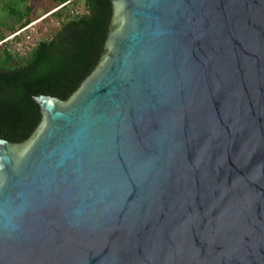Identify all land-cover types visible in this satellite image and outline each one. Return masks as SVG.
I'll list each match as a JSON object with an SVG mask.
<instances>
[{
  "label": "water",
  "instance_id": "water-1",
  "mask_svg": "<svg viewBox=\"0 0 264 264\" xmlns=\"http://www.w3.org/2000/svg\"><path fill=\"white\" fill-rule=\"evenodd\" d=\"M104 53L0 138V264H264V0H111Z\"/></svg>",
  "mask_w": 264,
  "mask_h": 264
},
{
  "label": "trees",
  "instance_id": "trees-1",
  "mask_svg": "<svg viewBox=\"0 0 264 264\" xmlns=\"http://www.w3.org/2000/svg\"><path fill=\"white\" fill-rule=\"evenodd\" d=\"M12 1L0 0V24L9 30L28 22L33 9L25 0ZM81 2L85 13L64 22L54 37L41 41L27 57L16 56L7 48L0 51V138L27 139L42 119L34 96L67 99L97 66L105 51L112 1L72 0L73 5ZM58 14H66V9ZM4 34L0 32V41Z\"/></svg>",
  "mask_w": 264,
  "mask_h": 264
},
{
  "label": "built area",
  "instance_id": "built-area-1",
  "mask_svg": "<svg viewBox=\"0 0 264 264\" xmlns=\"http://www.w3.org/2000/svg\"><path fill=\"white\" fill-rule=\"evenodd\" d=\"M62 8H66V14L59 15L60 18L62 17V19H60V22L58 23L59 26L61 25V22L63 24L69 19H78L82 14L85 13V10H83L84 8L80 7L79 4L73 5L72 0L59 3L51 13L53 14L54 12H58ZM44 18H46V16L39 20H31L25 22L21 27L15 30L11 36L1 42L3 43L10 39H15V52L10 47L6 46L4 48H7L16 56L27 57L30 53L35 50V48L39 45L41 41L49 40L48 36L50 34V31L47 30V25H41L38 28L35 27L36 23L43 20Z\"/></svg>",
  "mask_w": 264,
  "mask_h": 264
},
{
  "label": "rangeland",
  "instance_id": "rangeland-1",
  "mask_svg": "<svg viewBox=\"0 0 264 264\" xmlns=\"http://www.w3.org/2000/svg\"><path fill=\"white\" fill-rule=\"evenodd\" d=\"M15 1H18V0H15ZM15 1H12L15 2ZM25 2H27V4L29 6H32L33 9H32V12L30 14V20H39L43 17L46 16V18H44L43 20L39 21L36 23L35 27L38 28L39 26L41 25H47V30L50 31V34L48 36V39L54 37L53 35L56 34V32L59 30V28L62 26V22H61V25L59 26V22H60V19H62V17L60 18L58 15V13L66 8H62L60 9L58 12H54L53 14L51 12H53V10L57 7L58 5V2H55L54 0H25ZM80 7H84L83 3H79ZM85 10V9H83ZM0 16H2V12L0 11ZM6 22L8 24L11 23V20L10 19H7ZM1 23V21H0ZM20 25V24H19ZM17 25V28L15 30H17L19 26ZM15 30H9L8 27H6L5 25H1L0 24V32H4V39L0 41V51L4 48V47H10L14 52H15V48L14 46H16V44L14 43L15 42V39H10L6 42H3L1 43L2 41H4L6 38H8L9 36L12 35V33L15 31Z\"/></svg>",
  "mask_w": 264,
  "mask_h": 264
}]
</instances>
